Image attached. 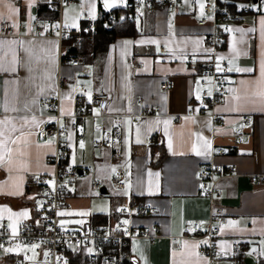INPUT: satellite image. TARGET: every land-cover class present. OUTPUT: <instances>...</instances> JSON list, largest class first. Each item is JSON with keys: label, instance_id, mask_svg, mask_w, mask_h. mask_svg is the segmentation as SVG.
Instances as JSON below:
<instances>
[{"label": "crops", "instance_id": "obj_1", "mask_svg": "<svg viewBox=\"0 0 264 264\" xmlns=\"http://www.w3.org/2000/svg\"><path fill=\"white\" fill-rule=\"evenodd\" d=\"M126 1L114 0L103 7L101 0H75L67 6L77 5L80 15L86 9L97 17L99 10L125 9ZM202 2L181 1L182 10L173 13L154 2L150 9L133 11L137 34L115 38L104 52L82 55L88 73L81 74L61 61L67 43L62 41V48L54 38L35 36L34 19L55 33L57 17L48 0H0V42H6L0 43V223L12 225L15 232L24 220L41 223L43 197L36 179L51 173L46 158L54 151L53 141L38 136L43 126L52 123L53 115L41 101L55 91L59 73L64 77L75 73L77 83L86 88L85 100L89 94L105 92L110 103L104 111L107 118L71 119L72 84L61 87L59 112L67 127L61 142L67 146L74 175L59 182L71 205L59 216V226L66 229L84 220L94 226L125 224L118 211L147 202L149 213L136 214L131 222L155 228L160 236L129 241L126 250L135 260L132 264H206L207 259L197 253L203 241L182 239L175 250L168 236L186 234L193 222L201 228L207 224L208 199L197 179L198 168L233 166L237 175L223 177L217 184L220 196L214 203L221 207L222 220L210 264H245L244 258H252L253 253L260 256L256 264H264V6L259 15L242 12L238 21L222 25L225 41L219 55L229 64V91L213 109L224 120V126L215 130L206 114L189 113L200 110L194 102L202 63L187 55L204 51L209 29L195 24L203 16ZM233 3L222 6L233 11ZM78 21L84 28L81 17ZM6 24L10 29L3 34ZM163 82L167 85L161 89ZM132 116L138 117L133 121ZM241 117L249 123H241ZM116 130L120 135L112 145L96 146L97 140H107ZM117 169L126 177L122 190L111 182ZM249 175L261 178L252 184ZM93 181L97 190L90 188ZM104 200L109 202L107 208ZM25 212L27 216L20 215ZM80 212L87 215L76 214ZM97 215L106 221L91 222ZM234 240L244 241L236 255L230 251ZM25 248L8 247L0 264H8L12 255ZM70 264L86 263L71 256Z\"/></svg>", "mask_w": 264, "mask_h": 264}, {"label": "built area", "instance_id": "obj_2", "mask_svg": "<svg viewBox=\"0 0 264 264\" xmlns=\"http://www.w3.org/2000/svg\"><path fill=\"white\" fill-rule=\"evenodd\" d=\"M75 0H48L49 7L56 12V29L53 33L49 29H43L34 19L32 27L35 30V36L54 38L63 48L62 41L68 39L65 45L67 49H77L82 41L81 27H75L65 31L61 20V9L64 5H71ZM181 1L185 0H128L124 3V8L130 12L128 20L132 19L133 11H141L152 8V2L161 7L166 13L181 11ZM233 3V11H230L222 4ZM203 16L195 20L199 27H208V33L205 37V46L203 53L192 56L187 55V59H192L202 63V68L197 73V85L199 87V96L195 100V106L198 111H190L191 114H206L215 124L214 128L224 126V120L220 119L214 112V108L225 99L229 91V64L219 55L225 37L222 25L226 22H236L242 12H252L254 15L262 13L264 0H203ZM194 2L190 3L193 7ZM191 12V11H190ZM81 18L84 21V29L90 31L94 29L96 16L88 10L81 11ZM123 19L119 13L110 15L108 23H119ZM3 34L8 33L9 24L4 25ZM161 52L163 49H160ZM61 61L71 68L78 69L79 73H88V68L84 65L85 58L78 54L64 53L61 55ZM222 58V59H221ZM133 66L136 65L135 59L131 60ZM219 64L220 70H217ZM72 84L73 113L71 119L94 118L99 116L107 118L104 111L110 103V97L107 93L90 94L91 100H85L86 88L83 84L77 83L75 73L64 77L59 73L57 87L55 91L42 99V104L53 111L52 123L43 126L38 131L41 141H53L54 151L52 155L46 158L47 164L52 168L51 173H43L36 179L38 189L43 197L42 209L40 213V224L31 223L28 220L22 221L19 230L10 231L5 223H0V259L6 256V249L13 245L26 246L18 254H14L8 261V264H70V257L74 256L78 261L86 264H132L127 254V243L133 239L144 238L154 239L160 235L156 233L155 228H142L134 225L131 220L137 215L149 213V204L147 202L127 205L118 211V216L125 218L127 223L116 222L112 226L92 225L89 221H81L75 226L63 229L58 224L60 213L71 210V205L65 194L60 188V179L69 178L74 172L68 166L67 146L61 142L67 133V127L63 122L64 116L60 114L61 87ZM167 82L160 85L164 89ZM94 109L98 112L95 114ZM145 115V113H143ZM138 116H132L134 121ZM180 116L175 117V121H180ZM240 122L248 124L246 117H241ZM120 131L112 132L111 136L103 141L97 140L96 146L101 148L104 143L112 145ZM81 141L84 140L80 135ZM151 139H148L150 141ZM197 179L200 187L206 190L208 199V220L204 228L200 224L193 222L189 226L186 234L180 236H168L171 249H179L181 240L203 241L197 248V253L207 259L206 264L213 261L216 252V239L220 234V224L222 220L221 207L214 203V199L220 196L217 187L218 182L226 176H236V169L229 166L226 169L214 167L212 164H203L197 170ZM260 176L249 175V181L255 184ZM112 185L117 190L126 187V177L121 169H117L111 179ZM92 190L99 188L93 181L90 184ZM244 241L234 240L231 243L230 251L236 255L241 252ZM33 245L37 247L33 248ZM252 259L258 263L260 256L253 253Z\"/></svg>", "mask_w": 264, "mask_h": 264}, {"label": "trees", "instance_id": "obj_3", "mask_svg": "<svg viewBox=\"0 0 264 264\" xmlns=\"http://www.w3.org/2000/svg\"><path fill=\"white\" fill-rule=\"evenodd\" d=\"M53 17L56 15L54 12ZM121 14L123 19L119 23H108L110 15ZM128 11L119 7H114L108 11L99 10L93 30L86 31L82 27V41L77 49H68L67 53L83 55L84 57L93 56L95 53L104 52L108 45L117 37H132L137 34L134 20H128ZM68 43V39L63 40ZM157 164V163H156ZM155 164V165H156ZM134 203V202H133ZM106 217L97 215L90 218L91 222L104 223Z\"/></svg>", "mask_w": 264, "mask_h": 264}, {"label": "rangeland", "instance_id": "obj_4", "mask_svg": "<svg viewBox=\"0 0 264 264\" xmlns=\"http://www.w3.org/2000/svg\"><path fill=\"white\" fill-rule=\"evenodd\" d=\"M102 6L105 7V0H101ZM109 4H113V0H109ZM110 7V6H109ZM81 17L80 12L78 11L77 5L66 6L64 5L61 9V20L63 25L68 28H75L79 26L78 19ZM74 25V26H73ZM103 203V202H102ZM109 202L104 200L105 208H107Z\"/></svg>", "mask_w": 264, "mask_h": 264}, {"label": "snow or ice", "instance_id": "obj_5", "mask_svg": "<svg viewBox=\"0 0 264 264\" xmlns=\"http://www.w3.org/2000/svg\"><path fill=\"white\" fill-rule=\"evenodd\" d=\"M113 2H114V0H113ZM109 6H111L109 4V0H105V7H109ZM201 9H203V4H201ZM201 14L203 15V11L201 12ZM0 43H6V42H0ZM11 43H15V41H12ZM217 70L218 71L220 70L219 64L217 65ZM247 71H251V69H247ZM261 76L264 77V66H262V68H261ZM89 100H91V95L90 94H89ZM0 123H3V122H0ZM83 146H84L83 144L80 145L81 148H83ZM169 146L171 147V144ZM64 214L65 213H60V215H64ZM76 214L77 215H82V216L83 215H87V213H85V212H80V213H76ZM20 215L27 216V213L26 212L25 213H20ZM125 223H127V221H125ZM9 227H12L13 228V235H15V228L12 225H9ZM32 247L35 248V247H37V245H33Z\"/></svg>", "mask_w": 264, "mask_h": 264}, {"label": "water", "instance_id": "obj_6", "mask_svg": "<svg viewBox=\"0 0 264 264\" xmlns=\"http://www.w3.org/2000/svg\"><path fill=\"white\" fill-rule=\"evenodd\" d=\"M77 173H80V171L78 170L77 171ZM102 189V188H101ZM101 189H100V191H101ZM131 261H135L134 259H130ZM244 263L245 264H256L255 262H254V260L251 258V257H245L244 258Z\"/></svg>", "mask_w": 264, "mask_h": 264}]
</instances>
